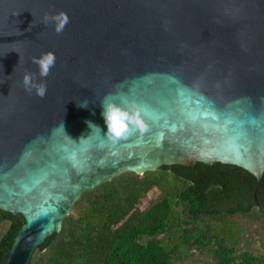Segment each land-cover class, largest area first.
Returning a JSON list of instances; mask_svg holds the SVG:
<instances>
[{
    "label": "water",
    "instance_id": "obj_1",
    "mask_svg": "<svg viewBox=\"0 0 264 264\" xmlns=\"http://www.w3.org/2000/svg\"><path fill=\"white\" fill-rule=\"evenodd\" d=\"M49 50L40 98L22 79ZM108 95L143 128L108 139ZM197 161L264 171V0H0V209L23 217L3 264H28L83 192Z\"/></svg>",
    "mask_w": 264,
    "mask_h": 264
},
{
    "label": "trees",
    "instance_id": "obj_2",
    "mask_svg": "<svg viewBox=\"0 0 264 264\" xmlns=\"http://www.w3.org/2000/svg\"><path fill=\"white\" fill-rule=\"evenodd\" d=\"M152 188L159 194L147 199ZM263 211L264 171L257 178L217 161L127 171L83 192L28 264H176L194 252L212 264H264V251H251L231 219ZM18 217L0 211V264L23 222Z\"/></svg>",
    "mask_w": 264,
    "mask_h": 264
},
{
    "label": "clouds",
    "instance_id": "obj_3",
    "mask_svg": "<svg viewBox=\"0 0 264 264\" xmlns=\"http://www.w3.org/2000/svg\"><path fill=\"white\" fill-rule=\"evenodd\" d=\"M43 23L51 24L53 30L59 34L63 32L66 25L69 23V16L63 10L46 14ZM55 62L56 56L51 50L41 52L38 56H34L32 58V63L37 66L40 79L37 80V73L25 72L22 79V84L25 90L29 93L34 91L37 96L43 98L47 93V85L44 82V78L49 75L50 70L55 66ZM77 105L82 108L88 107L86 102L77 103ZM100 106L101 116L107 129L104 135L108 139L115 142L127 137L134 129L143 128L138 111L130 102H117L108 95L100 101ZM86 124L91 132L93 130H101V128L92 121H86ZM59 127L63 130L69 140L77 142L67 134L63 121ZM85 139L84 136H81L78 142Z\"/></svg>",
    "mask_w": 264,
    "mask_h": 264
},
{
    "label": "rangeland",
    "instance_id": "obj_4",
    "mask_svg": "<svg viewBox=\"0 0 264 264\" xmlns=\"http://www.w3.org/2000/svg\"><path fill=\"white\" fill-rule=\"evenodd\" d=\"M158 194L159 191L152 188L147 192L146 198L153 199ZM231 219L243 228L244 238H250L248 248L251 251H264V211L263 215H259L257 218L236 215ZM4 227L5 223L0 222V234L4 230ZM176 264H212V260L209 257L202 256L198 252H194L184 261L177 262Z\"/></svg>",
    "mask_w": 264,
    "mask_h": 264
},
{
    "label": "flooded vegetation",
    "instance_id": "obj_5",
    "mask_svg": "<svg viewBox=\"0 0 264 264\" xmlns=\"http://www.w3.org/2000/svg\"><path fill=\"white\" fill-rule=\"evenodd\" d=\"M0 211H4V210H2V209H0ZM13 216H14V218H16L15 220L16 221H20V217H18V216H20L21 214L20 213H11ZM22 216V215H21ZM7 218H9L10 219V217H7ZM23 218V217H22Z\"/></svg>",
    "mask_w": 264,
    "mask_h": 264
}]
</instances>
